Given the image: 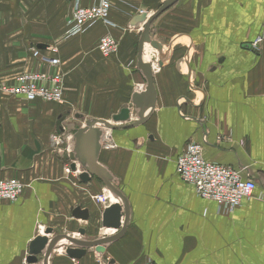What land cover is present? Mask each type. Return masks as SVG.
I'll return each mask as SVG.
<instances>
[{"label": "crops", "instance_id": "obj_1", "mask_svg": "<svg viewBox=\"0 0 264 264\" xmlns=\"http://www.w3.org/2000/svg\"><path fill=\"white\" fill-rule=\"evenodd\" d=\"M72 1L0 0V83L47 69L29 49L44 51L63 34ZM163 1L112 0L108 24L87 25L59 42L63 104L0 93V180L24 185L15 202L0 201V264H27L30 242L46 229L49 239L114 234L100 226L105 207L96 196L105 195L104 185L65 173L74 162L65 144L79 129L73 117L110 120L131 108L129 122L136 121L131 98L146 86L136 69L143 23H130ZM263 25L264 0H178L152 23L150 30L166 31L167 45L184 47L186 54L167 52L169 64L154 69L156 102L149 118L110 131L117 147L99 153L98 163L128 201L126 231L103 254L91 248L78 260L66 256L67 242H59L49 264H264V201L258 199L264 196V43L251 47ZM104 35L118 43L108 58L97 50ZM57 135L62 143L55 145L51 137ZM188 142L202 146L205 160L253 180V197L230 213L197 197L175 170ZM76 207L88 211V220L72 216Z\"/></svg>", "mask_w": 264, "mask_h": 264}, {"label": "built area", "instance_id": "obj_2", "mask_svg": "<svg viewBox=\"0 0 264 264\" xmlns=\"http://www.w3.org/2000/svg\"><path fill=\"white\" fill-rule=\"evenodd\" d=\"M111 5L112 0H96L92 5L83 7L79 6L78 0H74L73 11L66 20L67 33L70 36L76 35L83 32L87 25L97 22L108 24ZM260 43H264V25L260 35L255 38L251 46L255 48ZM97 49L102 57L108 58L117 52L118 43L114 37L105 35L99 40ZM31 51L32 55L41 62L53 68L59 65L57 59L47 58L36 49H31ZM63 84V75L49 67L46 71L21 73L15 77L13 84L0 85V92L20 96L28 101L40 99L62 104L64 102ZM108 138V140H103L101 147L112 149L115 147L114 142L110 136ZM51 139L55 145L62 143L60 135L52 136ZM71 164H66L64 168L66 174L74 173L71 171ZM175 170L181 180L193 186L197 197L215 202L224 212L233 211L244 200L252 198L255 192V182L243 178L241 170L205 160L202 155V146L196 142H188L185 145L182 153L176 158ZM23 190L24 185L19 180L1 179L0 201L15 202L20 198ZM96 199L101 200L99 196ZM259 199L264 200V196L260 195Z\"/></svg>", "mask_w": 264, "mask_h": 264}, {"label": "water", "instance_id": "obj_3", "mask_svg": "<svg viewBox=\"0 0 264 264\" xmlns=\"http://www.w3.org/2000/svg\"><path fill=\"white\" fill-rule=\"evenodd\" d=\"M178 0H165L157 11L148 15L141 13L136 15L131 20V25L143 23L142 32L138 39L137 46V62L136 69L146 81V86L141 93H134L131 98V105L136 115V121L129 122L130 109L123 108L118 114L112 116V121L115 124L126 123L119 126L109 124L98 119H89L85 122L84 127L77 129L72 135V151L74 162L81 169L79 180L86 184L94 177L104 185V188L113 196L116 202L102 211L101 214V229L114 231L113 235L99 236L93 240H79L67 235L51 236V229H46L44 234L36 236L28 246L27 264H38L39 257H43L42 264H49L52 252L57 249L58 243L65 241L70 246H66L64 252L71 259L78 260L82 258L86 251L94 248L96 253L103 254L106 248L112 243L120 239L129 223V206L123 193L116 187L113 176L109 171L98 163V156L102 149L101 138L103 130H120L137 127L143 124L151 115L156 102V93L154 88V69L152 64L143 60V50L145 45L158 53L157 67L162 68L169 64L170 56L166 51L165 46L157 40L151 38V24L166 10L171 8ZM71 165V170H75L76 165ZM72 216L75 219L86 221L89 218V213L86 209L76 207L72 211ZM78 234L83 236L84 230L79 229ZM63 247V246H62Z\"/></svg>", "mask_w": 264, "mask_h": 264}, {"label": "rangeland", "instance_id": "obj_4", "mask_svg": "<svg viewBox=\"0 0 264 264\" xmlns=\"http://www.w3.org/2000/svg\"><path fill=\"white\" fill-rule=\"evenodd\" d=\"M72 1V0H71ZM68 4H69V9H68V13H69V15L72 13V11H73V7H74V2L72 1L71 3L70 2H68ZM141 13H144V12H142V11H140V13L139 14H141ZM68 15V16H69ZM152 25V24H151ZM151 27V26H150ZM141 32H142V29H141ZM150 35H151V38L152 39H154V40H157V41H160L161 43H163L164 44V46H165V48H166V51L167 52H171L170 54H172V55H174L173 57H176L177 56V54L178 55H182V56H185V54H186V52L184 51V47H176L177 48V50L175 49V47H172V46H168L167 44L170 42V36L171 35H169L168 36V34L166 35V31H163V30H159V29H154V32H153V30H150ZM105 36V35H104ZM164 36H166V37H164ZM180 36H183V34H181ZM68 37H71L68 33H67V27H66V29H65V31L63 32V34H60L57 38H55V39H53L51 42V44L50 45H48L47 47H45V52H47L48 53V55L47 56H45V55H43V53L42 52H44V51H42L43 50V48L42 49H38V48H35V47H31L30 49H29V51H30V54H31V56L34 58V59H36L37 61H38V64H42L43 62H41L37 57H34L33 55H32V51H31V49H36V50H38L39 51V53L41 54V55H43V56H45V57H47V58H55V59H57L58 61H59V65L56 67V68H53L52 66H49V65H47V63H43V64H45L46 66H47V69L46 70H48L49 69V67L50 68H52L53 70H56L57 72H59L60 74H61V72L59 71V66H60V60L58 59V56H57V50H58V45H59V42H61V40H63V39H66V38H68ZM103 37V36H102ZM101 39V38H100ZM99 39V40H100ZM115 39V38H114ZM116 40V39H115ZM255 40V39H254ZM253 40V41H254ZM117 41V40H116ZM252 41V42H253ZM98 43H99V41H98ZM98 43H97V46H98ZM261 44V43H260ZM138 45V44H137ZM259 45V44H258ZM257 45V46H258ZM256 46V47H257ZM252 47V46H251ZM50 48V50H48ZM252 48H254V47H252ZM98 50V49H97ZM118 50V49H117ZM99 52V51H98ZM176 52V53H175ZM100 54V53H99ZM101 55V54H100ZM114 55V54H113ZM112 56V55H111ZM104 58V57H103ZM153 67V66H152ZM46 70H40V71H46ZM32 71H34V70H32ZM26 72H29V71H26ZM22 73H24V72H22ZM21 74V73H20ZM20 74H18V75H20ZM17 75V76H18ZM16 76V77H17ZM15 79V78H14ZM14 82V81H13ZM13 84V83H12ZM145 84H146V81H145ZM0 85H11V84H4V83H0ZM64 85V84H63ZM65 90V89H64ZM1 94H4V93H2V92H0ZM5 95H8V94H5ZM8 96H12V95H8ZM12 97H20V96H12ZM20 98H22L24 101H27V102H34V101H36V100H40V99H36V100H34V101H28V100H25L23 97H20ZM63 98H64V93H63ZM40 101H43V100H40ZM43 102H46V101H43ZM48 103H51V102H48ZM64 103V102H63ZM62 103V104H63ZM61 105V104H60ZM130 110H131V108H129ZM75 119V120H74ZM73 120H74V123H75V128L77 129V128H81V127H84V125H85V122L86 121H83L84 119H80V118H78V119H76V117H73ZM72 120V121H73ZM87 120H89V119H87ZM102 121H104V122H107V123H109V124H114V125H118V124H115L113 121H112V117H111V119L110 120H102ZM104 130H106V129H104ZM104 130H103V134H104ZM103 136V135H102ZM109 136H110V134H109ZM105 138H104V136L101 138V145H102V143H103V140H104ZM69 144L66 142V144H65V146H66V148H67V146H68ZM114 145H115V147L114 148H116L117 146H116V144L114 143ZM114 148H112V149H114ZM73 156V155H72ZM80 173V172H79ZM79 173H78V175H79ZM99 196V198L102 196V193L101 194H99L98 195ZM97 197V196H96ZM255 199H257V198H255ZM258 199H259V197H258ZM259 200H262V199H259ZM264 201V200H263ZM101 202V201H100ZM235 210V209H234ZM233 210V211H234ZM230 213V212H229ZM81 229V228H80ZM146 263H148V264H152L150 261H148V262H146Z\"/></svg>", "mask_w": 264, "mask_h": 264}, {"label": "bare ground", "instance_id": "obj_5", "mask_svg": "<svg viewBox=\"0 0 264 264\" xmlns=\"http://www.w3.org/2000/svg\"><path fill=\"white\" fill-rule=\"evenodd\" d=\"M142 29V28H141ZM158 53L156 52V51H154V50H152L151 48H150V46L149 45H145L144 46V50H143V60L144 61H146V62H149V63H151L152 64V66H153V69H157L158 67H157V62H158ZM157 61V62H156ZM155 62H156V64H155ZM68 134V133H67ZM109 134H111V132H110V130H104V134H103V136H104V138L106 139V140H108L109 138ZM71 141V140H70ZM52 144V143H51ZM67 148L70 150V152L72 153L73 151H72V142L69 144V146H67ZM115 149V148H114ZM72 163V162H71ZM70 162L69 163H67L68 165H70L71 164ZM75 162H73L72 164H74ZM71 164V165H72ZM75 165H76V168H75V170H71L72 172H74L73 174L75 175V176H77V174H78V172H80L79 170H78V165L75 163ZM81 173V172H80ZM79 173V174H80ZM18 180V179H17ZM106 190V189H105ZM111 194L109 193V192H107V190L105 191V195H102L100 198H101V203L103 204V206L104 207H107V206H110V205H112V204H114L115 202H116V200L113 198V196L111 195ZM112 232H114V231H112ZM115 233V232H114ZM59 249V248H58Z\"/></svg>", "mask_w": 264, "mask_h": 264}]
</instances>
